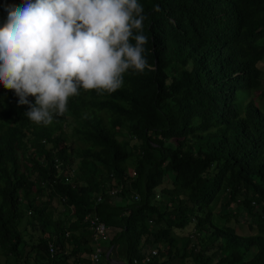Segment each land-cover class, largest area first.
Segmentation results:
<instances>
[{
  "label": "trees",
  "instance_id": "1",
  "mask_svg": "<svg viewBox=\"0 0 264 264\" xmlns=\"http://www.w3.org/2000/svg\"><path fill=\"white\" fill-rule=\"evenodd\" d=\"M138 3L152 68L115 92L45 126L0 85V264H89L85 215L97 264H264V0Z\"/></svg>",
  "mask_w": 264,
  "mask_h": 264
},
{
  "label": "clouds",
  "instance_id": "2",
  "mask_svg": "<svg viewBox=\"0 0 264 264\" xmlns=\"http://www.w3.org/2000/svg\"><path fill=\"white\" fill-rule=\"evenodd\" d=\"M5 10L0 85L37 125L63 115L81 89L112 93L127 71L152 68L138 0H21Z\"/></svg>",
  "mask_w": 264,
  "mask_h": 264
},
{
  "label": "built area",
  "instance_id": "3",
  "mask_svg": "<svg viewBox=\"0 0 264 264\" xmlns=\"http://www.w3.org/2000/svg\"><path fill=\"white\" fill-rule=\"evenodd\" d=\"M115 192L116 190H111L110 193L114 194ZM97 200H99V198H97ZM83 220L85 222V227L90 231L91 235V252L88 257L89 264H97L104 252L102 243L108 239L107 227L96 215H85ZM47 247L49 256L53 258V245L48 243ZM154 253V250H151V254ZM47 264H52V262L49 261Z\"/></svg>",
  "mask_w": 264,
  "mask_h": 264
},
{
  "label": "rangeland",
  "instance_id": "4",
  "mask_svg": "<svg viewBox=\"0 0 264 264\" xmlns=\"http://www.w3.org/2000/svg\"><path fill=\"white\" fill-rule=\"evenodd\" d=\"M260 68H261V70H262V75H263V77H264V54H263V56L261 57ZM69 138H70V136L67 135V139H69ZM70 140H71V138H70ZM70 140H69V144H67V145H69V149L75 148V143H74V141H73V140L70 141ZM213 205H214V204H213ZM243 226H244V225H243ZM240 229H241V231H242L243 233L246 232V228H243V229H242L241 224H240Z\"/></svg>",
  "mask_w": 264,
  "mask_h": 264
},
{
  "label": "water",
  "instance_id": "5",
  "mask_svg": "<svg viewBox=\"0 0 264 264\" xmlns=\"http://www.w3.org/2000/svg\"><path fill=\"white\" fill-rule=\"evenodd\" d=\"M109 252H110V248L106 251V253H105V258L108 260V262H109L110 264H124V263H123L122 261H120V260H116V259H114V258L109 257V256H108Z\"/></svg>",
  "mask_w": 264,
  "mask_h": 264
},
{
  "label": "crops",
  "instance_id": "6",
  "mask_svg": "<svg viewBox=\"0 0 264 264\" xmlns=\"http://www.w3.org/2000/svg\"><path fill=\"white\" fill-rule=\"evenodd\" d=\"M88 239H89L88 245L91 246V238H90V236L88 237Z\"/></svg>",
  "mask_w": 264,
  "mask_h": 264
}]
</instances>
